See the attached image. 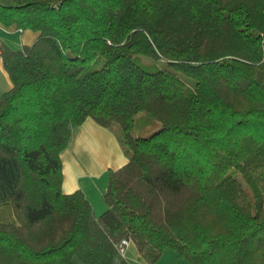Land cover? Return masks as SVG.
Instances as JSON below:
<instances>
[{
  "label": "trees",
  "instance_id": "1",
  "mask_svg": "<svg viewBox=\"0 0 264 264\" xmlns=\"http://www.w3.org/2000/svg\"><path fill=\"white\" fill-rule=\"evenodd\" d=\"M36 32L0 47V264H264V0H0ZM161 67L149 69L137 57ZM140 112L160 126L134 135ZM127 161L106 208L61 191V151L86 118Z\"/></svg>",
  "mask_w": 264,
  "mask_h": 264
},
{
  "label": "crops",
  "instance_id": "2",
  "mask_svg": "<svg viewBox=\"0 0 264 264\" xmlns=\"http://www.w3.org/2000/svg\"><path fill=\"white\" fill-rule=\"evenodd\" d=\"M37 33L19 30L0 23V47L20 49L23 44L34 42ZM11 87V81L0 59V97ZM62 183L61 191L71 193L82 190L92 205L95 215L105 208L103 193L107 186L109 169H116L127 161L122 145L113 130L99 125L88 117L73 127L68 145L60 153ZM0 222L17 224L13 207L9 201L0 202ZM131 264H149L140 256L131 242L121 254ZM153 264H191L178 257L171 249L164 250Z\"/></svg>",
  "mask_w": 264,
  "mask_h": 264
},
{
  "label": "rangeland",
  "instance_id": "3",
  "mask_svg": "<svg viewBox=\"0 0 264 264\" xmlns=\"http://www.w3.org/2000/svg\"><path fill=\"white\" fill-rule=\"evenodd\" d=\"M136 60L138 61V63L144 65L149 69H155L156 67L162 66L161 62H155L152 58H148L144 56H139L137 57ZM144 115L145 113L140 112L134 116L135 121L133 125V134L136 136L147 135L153 132L154 130H156L160 126V124L157 121L151 120Z\"/></svg>",
  "mask_w": 264,
  "mask_h": 264
},
{
  "label": "built area",
  "instance_id": "4",
  "mask_svg": "<svg viewBox=\"0 0 264 264\" xmlns=\"http://www.w3.org/2000/svg\"><path fill=\"white\" fill-rule=\"evenodd\" d=\"M130 243H131L130 238H128V237H124V238H122V239L119 240V242L116 244V246H117L119 252H120L121 254H123L124 251H125V249H126V247H127Z\"/></svg>",
  "mask_w": 264,
  "mask_h": 264
}]
</instances>
